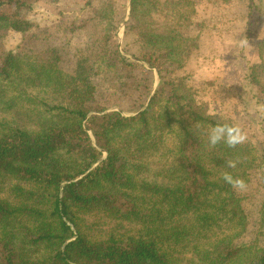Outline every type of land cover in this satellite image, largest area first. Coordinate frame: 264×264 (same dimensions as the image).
Returning a JSON list of instances; mask_svg holds the SVG:
<instances>
[{"label":"trees","instance_id":"1","mask_svg":"<svg viewBox=\"0 0 264 264\" xmlns=\"http://www.w3.org/2000/svg\"><path fill=\"white\" fill-rule=\"evenodd\" d=\"M100 1L97 9L84 4L77 30L95 23L105 34L79 51L71 73L61 68L57 47L9 53L0 66V264H264L263 145L210 148L211 128L233 124L205 111L176 74L198 49L194 34L203 23L194 17L206 7L148 33L144 26L159 6L180 12L196 0H130L125 52L155 69L162 87L143 111L126 117L98 105L100 62L124 19L114 0ZM8 4L0 2V33L32 31ZM253 11L248 7L246 20ZM101 44L105 50L96 52ZM257 54L246 79L264 106V37ZM112 57L109 68L119 59L144 69L124 63L118 51ZM229 160L238 161L235 168ZM225 172L243 178L247 189L226 183ZM253 180L263 202L251 221L244 200Z\"/></svg>","mask_w":264,"mask_h":264},{"label":"rangeland","instance_id":"2","mask_svg":"<svg viewBox=\"0 0 264 264\" xmlns=\"http://www.w3.org/2000/svg\"><path fill=\"white\" fill-rule=\"evenodd\" d=\"M114 1L115 13H124V19L115 31L111 46H108L106 61L100 62L101 76L97 100L100 108L106 107L104 113L119 112L130 117L147 107L152 95L162 84L155 69L125 52V24L129 17L130 0ZM155 1L161 4L166 0ZM0 2L9 3L10 15L17 11L22 12L23 17L33 24L32 31L25 35L11 30L0 33V66L4 64V57L9 53L42 55L51 47H57L63 56L61 68L71 73L79 51L91 46L95 37L102 39L105 34L103 27H96L95 23H89L87 30H77L84 23V4L92 2L97 9L100 7V0H23V7L21 0ZM210 2H214V6H209ZM194 3L196 5L193 8H184L180 12L172 7L159 6L157 16L147 22L143 31L162 32L169 22L176 21L181 14L195 13L191 9L200 10L199 6L206 7L207 12L202 11L205 14L201 13L202 18L197 9L194 17L203 23L201 30L195 28L200 32L194 34L198 35V49L185 67L176 73L177 77L185 79L190 93L210 115H217L222 121L231 122L243 129L247 134V141L243 144H262L264 149V106L256 103V99L262 95L254 92V88H251L246 79L249 66L259 61L257 46L259 40L264 37V0H256L255 6L252 1L251 5L247 6L244 0H201L199 3L196 0ZM248 7L254 9V17L250 21L246 20ZM209 9L210 15L206 18ZM241 11H244L245 19L242 18ZM245 39L247 44L242 43ZM133 40L134 38H131L130 41L133 43ZM145 41L146 39L142 38V50L138 49L136 52L140 59H143L147 51ZM102 46L101 44L98 49L95 48L96 52L104 51L105 47ZM136 50L137 48H134V51ZM116 51L124 58V63L141 65L145 70H152V75L149 76L143 68L136 72V68L132 66L124 67L119 59L115 67H107L110 62L108 59L112 60ZM168 69L164 67L163 71ZM163 74L165 75L164 72ZM147 86L150 89L147 90L148 93L145 91ZM247 102L249 105L245 107ZM253 103L256 105L253 106ZM90 135L94 142L91 133ZM172 143L173 140L169 137L167 145L171 146ZM262 202L261 185L253 180L244 200V208L251 221L256 218ZM250 229L252 230V224Z\"/></svg>","mask_w":264,"mask_h":264},{"label":"clouds","instance_id":"3","mask_svg":"<svg viewBox=\"0 0 264 264\" xmlns=\"http://www.w3.org/2000/svg\"><path fill=\"white\" fill-rule=\"evenodd\" d=\"M243 44H247L245 39ZM247 141V134L238 125L230 124H217L211 128L208 135V146L210 148L216 147L223 142L229 148H235ZM238 161L229 160L226 162L228 168H235ZM224 181L231 185L234 189L239 191H245L247 189V183L243 178L233 177L230 173H223Z\"/></svg>","mask_w":264,"mask_h":264}]
</instances>
